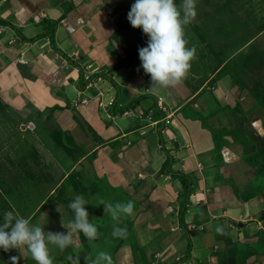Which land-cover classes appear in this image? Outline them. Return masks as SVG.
<instances>
[{
    "label": "crops",
    "instance_id": "1",
    "mask_svg": "<svg viewBox=\"0 0 264 264\" xmlns=\"http://www.w3.org/2000/svg\"><path fill=\"white\" fill-rule=\"evenodd\" d=\"M134 2L0 0L1 213L15 192L37 204L26 215L32 224L66 233L68 204L82 195L102 235L75 234L65 253L49 245L54 264L72 252L87 264L100 250L114 264H264V106L255 81L237 72L238 81L230 57L199 51L182 85L150 93L138 53L145 34L127 19ZM48 20H60L54 45L42 36ZM215 37L206 44L218 45ZM116 100L134 106L112 114ZM240 129L249 142L234 137ZM100 198L134 201L120 224L127 238L111 236Z\"/></svg>",
    "mask_w": 264,
    "mask_h": 264
},
{
    "label": "clouds",
    "instance_id": "2",
    "mask_svg": "<svg viewBox=\"0 0 264 264\" xmlns=\"http://www.w3.org/2000/svg\"><path fill=\"white\" fill-rule=\"evenodd\" d=\"M197 17L196 0H135L127 14L133 28L142 29L148 37L147 46L138 49L141 67L150 76L151 86L147 88L152 94H158L161 88L176 89L187 79L192 62L197 58L195 45L188 47L185 28ZM87 201L82 195H76L68 204L74 213L68 224V231H45L39 224H32L13 211L4 213L0 224V249L24 250L36 264H54L49 245L65 253L74 246L75 234H83L89 241H95L102 235L96 224L90 221L86 209ZM104 206L107 216L114 222L111 236L125 239L128 235L126 226L121 227L124 218L134 215V201H117L115 203L100 198L98 205ZM63 224V223H62ZM64 226V225H63ZM221 232V228H217ZM87 264H114L112 255L104 250L97 252L95 258L85 257ZM11 264H18L19 257L12 256ZM67 264H80L78 252L65 255Z\"/></svg>",
    "mask_w": 264,
    "mask_h": 264
},
{
    "label": "rangeland",
    "instance_id": "3",
    "mask_svg": "<svg viewBox=\"0 0 264 264\" xmlns=\"http://www.w3.org/2000/svg\"><path fill=\"white\" fill-rule=\"evenodd\" d=\"M177 2L179 4L181 0H177ZM196 11V19L185 28L188 47L195 45L197 53L199 51L210 53L212 56L214 55L215 60L221 59V57L223 59L230 57L228 67L236 70L234 71L235 75L237 72H241V76L252 79V83L253 80L257 82L254 79L256 77L259 81H264V34L256 38V35L264 28V0H196ZM215 35V39L220 41L218 45L206 44L205 41H208L210 37L214 38ZM230 36L234 38L233 44L227 50L222 49L219 45H222ZM139 41V48L147 46L146 35L141 34ZM199 59H201V55H197V58L192 62V67L196 66L194 62L196 63ZM23 134L30 135L29 132ZM10 197L5 210H14L16 213L21 210L24 218L30 214L33 206L37 205L33 201L26 203V200L17 196L15 192ZM3 201L1 200V202ZM22 255L21 251L17 249H10L8 252L1 249L0 264H11L12 256L19 257L18 264H36L31 257H27L25 262Z\"/></svg>",
    "mask_w": 264,
    "mask_h": 264
},
{
    "label": "trees",
    "instance_id": "4",
    "mask_svg": "<svg viewBox=\"0 0 264 264\" xmlns=\"http://www.w3.org/2000/svg\"><path fill=\"white\" fill-rule=\"evenodd\" d=\"M176 2H177V0H176ZM178 3V2H177ZM48 22H49V27H47L48 29H47V31H45V33L42 35V36H45V35H49V37H50V40H51V43L54 45L55 44V29H56V27H57V25H58V23L60 22V20H48ZM38 37H41V36H37V37H35V38H33V39H30L31 41H33V40H35V39H37ZM70 59V58H69ZM70 61L71 62H73V63H75V64H77L74 60H72V59H70ZM78 65V64H77ZM224 71L221 73L222 75H224ZM84 76V75H83ZM219 76H221V75H219ZM234 76L237 78V80L238 81H240L241 82V79L239 78V76L238 75H235L234 74ZM91 77V76H90ZM242 83V82H241ZM254 85V90H252V94L256 97V99L257 100H259L260 101V103L264 106V81H255L254 83H253ZM118 105H119V102L116 100L114 103H113V105H112V107H111V109H110V111H111V113L112 114H118V113H120V114H123V113H125L126 111H128V110H130L133 106H134V104H129V105H127V106H120V107H118ZM233 135H234V137L235 138H241V140L244 142V143H247V142H249V140L245 137V131L243 130V129H240V130H236L235 132H233ZM166 166V165H165ZM254 193L255 192H251V193H248L246 196H245V198H247V199H249L250 197H252L253 195H254ZM1 200H3V198H2V195H1V192H0V221L1 220H3V214L1 213V210H2V207H3V205H2V202H1Z\"/></svg>",
    "mask_w": 264,
    "mask_h": 264
},
{
    "label": "built area",
    "instance_id": "5",
    "mask_svg": "<svg viewBox=\"0 0 264 264\" xmlns=\"http://www.w3.org/2000/svg\"><path fill=\"white\" fill-rule=\"evenodd\" d=\"M84 77H85L86 80H87V79L90 78V75L86 74V75H84ZM157 101H158V105H159V107H160L162 110H166V107H165V104H164L163 99H162L161 97H159V98L157 99ZM29 127L34 128L35 125H34L33 123H31V125H29Z\"/></svg>",
    "mask_w": 264,
    "mask_h": 264
}]
</instances>
